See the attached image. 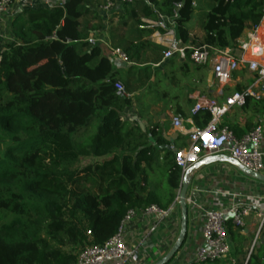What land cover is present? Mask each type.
Returning <instances> with one entry per match:
<instances>
[{
	"label": "trees",
	"instance_id": "1",
	"mask_svg": "<svg viewBox=\"0 0 264 264\" xmlns=\"http://www.w3.org/2000/svg\"><path fill=\"white\" fill-rule=\"evenodd\" d=\"M106 3L61 0L52 8L26 9L13 22L14 38L0 63V264L74 263L82 247L113 237L129 209H167L177 198L182 170L176 153L160 148L167 142L162 132L156 127L143 132L137 126L138 134L121 116L132 102L130 83L123 84L126 93L119 89L113 62L95 40L104 25L100 10ZM205 4L198 9L195 0L122 5L129 17L112 28L111 43L125 53L130 69L145 65L139 69L141 85L150 80V64L160 62L164 50L147 38L153 31L148 20L177 11V35L188 43L197 15L200 33L195 40L235 49L264 16V0ZM241 109L264 112V98L248 96ZM211 118L206 108L192 115L199 128ZM94 119L96 132L75 140ZM255 126L229 125L237 136ZM144 135L155 143H133L132 138ZM161 151L166 152L164 161ZM85 157L104 159L82 167ZM156 168L165 173L164 195L151 186L150 173ZM227 224L233 252L244 257L243 228L231 220ZM260 263L251 254L247 264Z\"/></svg>",
	"mask_w": 264,
	"mask_h": 264
},
{
	"label": "crops",
	"instance_id": "2",
	"mask_svg": "<svg viewBox=\"0 0 264 264\" xmlns=\"http://www.w3.org/2000/svg\"><path fill=\"white\" fill-rule=\"evenodd\" d=\"M39 7H46V5L41 0H17L9 13L0 15V51H4L9 43L6 27L8 25L12 27L16 17L26 9ZM113 12L115 14L110 19H106L109 13L100 11L104 25L95 40L104 46L105 52L110 56L120 82L125 84L129 81L130 83L132 92L128 96L131 97L132 102L129 107L124 109L121 116L127 124L126 127L135 128L138 134L137 126H140L143 132H148L153 127L161 131L167 141L160 146L161 149L174 151L187 147L190 142L189 137L173 125V116H181L185 120L186 126L190 127L194 124L193 113L204 108L200 102L202 98L216 99L222 104L226 97L234 92L244 90L254 80L252 73L247 70H239L234 73L232 81L221 90V86L212 76L211 66H198L189 59L183 60L176 56L168 60H163L162 57L160 62L150 64L151 78L141 85L139 78L143 76V72L139 69L144 68L145 65L137 64V69H130L132 65L130 62L112 55L111 30L120 26L121 22L129 17L122 5H118ZM258 27L259 31L263 30L264 22H261ZM251 30L246 31L243 38ZM152 33L153 31L147 35V38L163 47ZM197 33H200V29L197 31L191 29L188 44H200L195 40ZM6 34L7 36L4 38ZM205 69L207 72L204 71ZM181 71L186 74H181L180 81L177 78L172 84L164 82L163 78H169V72L176 74ZM240 71H246L248 74L246 78ZM248 122L264 125V112L243 111L240 106H236L221 119L222 124L237 125L240 129H245ZM132 140L155 143L152 136L147 138L145 135L139 139L132 138ZM262 149L264 150V144ZM220 155L227 154H217V158L211 162L190 171L187 177V196L193 197L197 205L204 208H225L237 201L242 205L251 206L252 212L245 218V227L241 232L246 236L243 241L245 258L243 254L235 255L231 240L233 262L238 263L241 260L244 264L248 263L250 255L254 254L260 258V264H264V233L260 234L256 248L254 246L251 249L252 245L249 247L261 223L260 214L264 213V182L252 178ZM165 156L166 152L161 151L160 161H164ZM178 192L179 189L177 196ZM171 206H174L172 213L157 222L155 231L151 232V226L154 223L145 221L134 225L133 229L127 232V244L130 248L138 245L146 237L151 238L152 245L146 251L145 264H153L164 257L180 235L181 207L179 200L176 198ZM187 225L186 239L180 253L192 256L203 242L205 220L199 207L188 205ZM246 242H249V245L246 246Z\"/></svg>",
	"mask_w": 264,
	"mask_h": 264
},
{
	"label": "built area",
	"instance_id": "3",
	"mask_svg": "<svg viewBox=\"0 0 264 264\" xmlns=\"http://www.w3.org/2000/svg\"><path fill=\"white\" fill-rule=\"evenodd\" d=\"M16 1L0 0V15L9 13ZM41 1L47 8L57 6L61 2V0ZM132 1L107 0L100 11L111 12L118 5ZM176 18H178V12L174 11L173 15H159L156 20L147 21L149 27L153 29V36L164 47L163 60L177 56L183 60L189 59L198 66H211L212 76L221 86V90L232 81L236 71L247 70L254 75L253 82L247 88L226 97L222 104L216 99H201L202 106L208 109L212 115L206 127L199 128L194 124L187 127L181 116L172 117L173 125L182 130L190 139L187 147L174 150L176 162L182 170L181 186L192 165L203 158L217 154H227L239 161L245 168L264 175V150L262 149L264 125L258 124L243 135L237 136L233 129L221 123L222 117L232 108L244 105L248 96L256 99L264 98V29L259 31L257 26L249 31L235 49L202 44L192 45L179 39ZM261 22H264V16ZM6 28L8 30V27ZM7 30L6 33L10 39L12 31ZM2 52L0 51V63L3 58ZM112 55L128 61L127 56L120 49L112 47ZM118 87L126 93L121 82L118 83ZM180 189L177 200H179ZM186 201L188 205L197 206L202 210L205 220L203 242L192 256H185L179 251L167 264H205L228 258L234 261L227 222L231 220L235 226L244 228L245 218L252 212L251 206L242 205L237 201L228 207L216 209L197 205L196 200L191 196H187ZM173 209L174 206L161 209L158 205H150L140 210L129 209L113 237L104 244H91L82 247L76 261L71 264H145L146 251L152 245L151 238L146 237L138 245L130 248L127 244V232L133 229L134 225L145 221L154 223L151 226V232H153L156 230L157 222L170 215ZM260 217L261 223L251 249L256 245L264 224V213H261Z\"/></svg>",
	"mask_w": 264,
	"mask_h": 264
},
{
	"label": "rangeland",
	"instance_id": "4",
	"mask_svg": "<svg viewBox=\"0 0 264 264\" xmlns=\"http://www.w3.org/2000/svg\"><path fill=\"white\" fill-rule=\"evenodd\" d=\"M206 0H195V5L196 8L198 9L199 7H203L206 8V4H205ZM109 16H107L106 19H110L115 13L113 11L108 12ZM108 15V14H107ZM10 23V22H9ZM8 30L11 32L12 31V27H10L9 25L7 26ZM190 28L192 30H196L199 29L198 26V17L197 15L194 16L192 22L190 23ZM14 38L13 33L12 36L10 37V39L12 40ZM9 39V40H10ZM205 72H207V70H204ZM240 73L243 74V76L246 78V76L248 75L246 73V71H240ZM186 74V72L181 71V72H177L176 74H174L173 72H169V78L166 79V77L163 78V80H165L164 82L167 81V83L171 84L174 82V80H176L178 78V80L180 81V76ZM178 75V76H177ZM177 76V77H176ZM97 130V120L94 119L91 124L85 128L83 131L77 133L74 136L75 140H82V139H86L87 137H90L92 134H94ZM141 142V141H140ZM142 142H144V140H142ZM133 143L135 144L136 141H133ZM3 145L0 146V151H3ZM104 158H94V157H85V158H81V162L80 165L82 167L95 163L96 161H102ZM164 170L162 169H155L152 173H150V182H151V186L153 188H155V190H157V192L161 195H164L166 193V191L168 190V185H167V180L165 178L164 175ZM249 245V242H246V246ZM252 245V243H250L249 247ZM218 264H240L242 261L240 260L238 263L233 262L232 260H230V258L224 260V261H218Z\"/></svg>",
	"mask_w": 264,
	"mask_h": 264
},
{
	"label": "water",
	"instance_id": "5",
	"mask_svg": "<svg viewBox=\"0 0 264 264\" xmlns=\"http://www.w3.org/2000/svg\"><path fill=\"white\" fill-rule=\"evenodd\" d=\"M220 156L224 157L227 161L235 164L237 167H239L242 171L246 172L252 178H254L258 181L264 182V175L263 174L258 173V172H254L250 169L245 168L239 161L230 157L229 155H220ZM215 158H217L216 155L201 159L200 161H198L197 163L192 165L191 168L189 169V171L186 173V175L184 177V181H183L181 189H180V193H179V203H180V207H181V232H180V235H179L177 241L173 244L171 249L168 251V253L164 257H162L161 259H159L158 261H156L153 264H167L182 248L184 241H185V237H186V233H187V226H188L187 225L188 224V204L186 201L187 191H188V183H187L188 174L190 173V171H193V170L201 167L202 165H204L208 162H211Z\"/></svg>",
	"mask_w": 264,
	"mask_h": 264
},
{
	"label": "snow or ice",
	"instance_id": "6",
	"mask_svg": "<svg viewBox=\"0 0 264 264\" xmlns=\"http://www.w3.org/2000/svg\"><path fill=\"white\" fill-rule=\"evenodd\" d=\"M205 138H207V137H205Z\"/></svg>",
	"mask_w": 264,
	"mask_h": 264
}]
</instances>
